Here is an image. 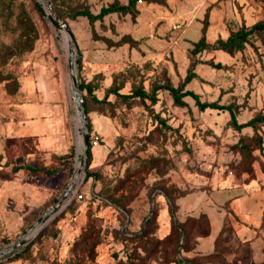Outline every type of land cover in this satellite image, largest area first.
Wrapping results in <instances>:
<instances>
[{
    "label": "rangeland",
    "instance_id": "obj_1",
    "mask_svg": "<svg viewBox=\"0 0 264 264\" xmlns=\"http://www.w3.org/2000/svg\"><path fill=\"white\" fill-rule=\"evenodd\" d=\"M48 1L62 26L0 0V250L25 236L0 264H264V123L227 109L264 114V31L191 53L264 20V0H136L92 22L74 14L128 0ZM187 74L223 108L175 104L162 86ZM137 89L155 101L120 95Z\"/></svg>",
    "mask_w": 264,
    "mask_h": 264
},
{
    "label": "trees",
    "instance_id": "obj_2",
    "mask_svg": "<svg viewBox=\"0 0 264 264\" xmlns=\"http://www.w3.org/2000/svg\"><path fill=\"white\" fill-rule=\"evenodd\" d=\"M136 0H128L127 3L121 4L117 1H114L108 5L102 6L98 13L94 14L90 11H79L74 14V16L77 15H83L88 18L90 22L102 18L103 16L114 13V12H124L129 13L130 8L134 5ZM37 4V2H36ZM38 5V4H37ZM40 11L42 12L41 8L38 6ZM256 31H264V20L255 22L254 24L250 26H243L240 29L231 32L225 39L219 37L216 39L213 43H210L206 40L205 33L203 32L201 37L193 44V47L191 49L192 54H197L198 52H201L205 49H220L225 52H235L239 49V43L246 40V38L253 32ZM210 64L213 67L220 68L221 64L219 62L213 63L210 62ZM193 74H187L184 82L181 85L174 86L172 84H166L162 86L163 89L167 90L174 103L178 105L184 104V97L190 96L194 99L196 106L203 110L206 108H223L222 106H219L213 102H206L201 101L199 99L198 94L194 93L192 90L184 89V85L192 79ZM87 88L85 84H80V90ZM121 96L127 98V97H140V98H149L152 101H155V95H149L145 90L143 89H137L134 92L130 94H120ZM230 112V117L232 124L236 126L237 128L247 126V125H254L256 122L264 123V114L263 115H256L251 120L244 122V123H238L237 119L235 117V114L231 110V108H227ZM89 149V145H88ZM209 233V232H208ZM207 233V234H208Z\"/></svg>",
    "mask_w": 264,
    "mask_h": 264
},
{
    "label": "water",
    "instance_id": "obj_3",
    "mask_svg": "<svg viewBox=\"0 0 264 264\" xmlns=\"http://www.w3.org/2000/svg\"><path fill=\"white\" fill-rule=\"evenodd\" d=\"M44 15L54 26H58V27L62 26L58 22V20L54 17L51 10L48 13L44 12ZM68 63H69L70 76H71L72 81H73V94L76 95V97L78 99L79 98V94H78L79 87H78L76 75H75V67H74L75 58L72 55V49H70V52H69ZM78 110L80 112L81 117H83L85 115V112H84L83 107L80 103L78 105ZM88 140H89V133L84 128V153L88 152ZM83 161H84V159L82 158V160L80 161V164H79V166L75 172L74 179L66 186V188L63 190L62 194L60 195L58 200L55 202V204L49 210H47L40 218H38V220L28 229V232L32 231L37 225H39L45 219V217L48 214L52 213L53 211H55L56 209H58L61 206L63 201L68 196L69 192L72 190V188L74 186L75 179L78 177L80 171L82 170ZM24 243H25V236H22L13 244H11V245L3 248L2 250H0V255H3L4 253L9 252V251L21 246Z\"/></svg>",
    "mask_w": 264,
    "mask_h": 264
},
{
    "label": "built area",
    "instance_id": "obj_4",
    "mask_svg": "<svg viewBox=\"0 0 264 264\" xmlns=\"http://www.w3.org/2000/svg\"><path fill=\"white\" fill-rule=\"evenodd\" d=\"M36 2L43 13H48L51 10V6L48 0H36Z\"/></svg>",
    "mask_w": 264,
    "mask_h": 264
},
{
    "label": "crops",
    "instance_id": "obj_5",
    "mask_svg": "<svg viewBox=\"0 0 264 264\" xmlns=\"http://www.w3.org/2000/svg\"><path fill=\"white\" fill-rule=\"evenodd\" d=\"M248 200H249V197L246 196V198H245L244 200H242V201H243L244 203H246ZM245 207H247L246 204H245ZM245 207H244V208H245ZM215 228H216V227H213V226H212V232H209V233H208V237L211 238V237H214V236H215V235H214V234H216V233H215Z\"/></svg>",
    "mask_w": 264,
    "mask_h": 264
}]
</instances>
